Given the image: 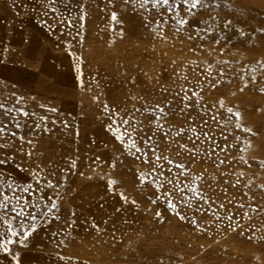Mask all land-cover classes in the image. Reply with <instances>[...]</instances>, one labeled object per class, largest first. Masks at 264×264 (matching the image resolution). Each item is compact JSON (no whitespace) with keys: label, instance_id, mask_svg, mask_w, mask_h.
I'll return each instance as SVG.
<instances>
[{"label":"rangeland","instance_id":"374dc122","mask_svg":"<svg viewBox=\"0 0 264 264\" xmlns=\"http://www.w3.org/2000/svg\"><path fill=\"white\" fill-rule=\"evenodd\" d=\"M0 103V264H264V0H0Z\"/></svg>","mask_w":264,"mask_h":264},{"label":"snow or ice","instance_id":"6c2138e0","mask_svg":"<svg viewBox=\"0 0 264 264\" xmlns=\"http://www.w3.org/2000/svg\"><path fill=\"white\" fill-rule=\"evenodd\" d=\"M156 3H159L160 0H155ZM202 0H191L192 7H196L198 4H200ZM54 3V0H53ZM164 5L167 7L170 4V0H163ZM188 3V0H185V4ZM53 12L56 11V9L53 7L51 9ZM113 19H116V16L113 15ZM21 98H17V103H19V100ZM41 107H44L41 105ZM0 110H3L5 116H9L12 112L17 111L15 107L9 108L5 103H0ZM51 111H55V109H50ZM18 111L24 116H29V112L26 111L24 108H19ZM46 119V118H45ZM11 123L14 124L15 128L19 129L22 127V125L18 122L16 118H13ZM8 123L9 122H0V134L5 133L8 130ZM39 127V125H37ZM15 135L16 133H12ZM23 139V137H21ZM3 161H0L2 163ZM6 185V186H5ZM15 181L6 182L4 181L3 177L0 176V211L4 212V216H8L9 211L11 213H17V205H19L22 201L25 202L29 208H35L38 207V205L35 204L34 201H26L23 196H18L20 189L14 188ZM24 193H29V188L23 189ZM11 193V195L9 194ZM41 200H44V197L41 196ZM10 201H16L15 204H10ZM135 203V201H133ZM45 207L48 209L45 213H35V212H26L24 208H21L20 211L17 213V215L21 218L27 217V222L24 219L20 220L19 226L14 227L12 223L8 219H5L4 217H0V219H3V223L7 225V233L6 238H0V251H3L5 253H9L11 251L10 245L15 243L14 238L19 236V243L22 246H27L25 244L26 239L38 228L37 220L41 223H48V215L52 214V216L59 220L60 217L53 212V209L57 208L56 204H51L49 207L48 205H45ZM15 219V217H14ZM20 229H23V234H20ZM5 233L3 230H0V237H4ZM13 259L16 260V264H19L18 260V253L16 256L13 257Z\"/></svg>","mask_w":264,"mask_h":264}]
</instances>
